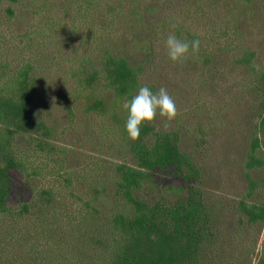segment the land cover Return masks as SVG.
<instances>
[{
    "label": "trees",
    "instance_id": "obj_1",
    "mask_svg": "<svg viewBox=\"0 0 264 264\" xmlns=\"http://www.w3.org/2000/svg\"><path fill=\"white\" fill-rule=\"evenodd\" d=\"M80 1L85 7L94 1L99 5V0ZM14 2L21 3L7 0L5 10L10 17L14 16ZM129 11L131 15L134 11L132 20L119 44L136 39L147 58L158 39L159 20L148 19L142 7L136 13L135 9ZM241 14L234 16L224 37L236 51L235 65L238 69L243 66L247 76L240 81L233 79L234 87L223 88L235 89L233 102L227 101L224 93H216L227 105L240 110L242 175L247 189L230 208L218 195L206 194L191 183L200 181L194 175L196 159L180 149L177 131L144 124L140 137L132 140L126 131L125 109L118 116L121 142L115 146L125 158L114 164L110 174L104 171L106 166L100 167L90 178L91 187L85 189L81 186L86 179L73 177L74 168L68 171L60 161L53 173V167L49 168L53 176L57 175L56 182L38 186L36 178L45 171L35 158H48L55 151L52 140L58 136L56 119L47 122L41 115L38 76L30 72L32 67L7 73L0 57V264H236L232 247L239 232L244 226L264 224V200L252 197L258 185L254 173L264 168V66L258 62L255 49L242 52L244 32L237 25ZM115 41L118 45L117 38ZM213 56L212 51L207 54L211 62ZM141 70V64L132 62L123 48L105 53L100 68L85 76L87 89L98 90L100 98L87 101L84 109L115 111L138 94ZM216 72L220 73L207 66V87L211 91ZM100 79L104 86L96 89L94 83ZM214 88L212 95L219 91ZM22 135L29 137L24 146L17 140ZM167 178L185 181L187 193L175 200L143 195L144 183L156 184ZM74 182L81 203L69 209L62 202L61 191L73 193ZM255 257V264H264V243Z\"/></svg>",
    "mask_w": 264,
    "mask_h": 264
},
{
    "label": "rangeland",
    "instance_id": "obj_2",
    "mask_svg": "<svg viewBox=\"0 0 264 264\" xmlns=\"http://www.w3.org/2000/svg\"><path fill=\"white\" fill-rule=\"evenodd\" d=\"M20 1L12 3L14 16L10 17L5 10L7 0H0V57L7 73L18 72L28 65L32 67L30 72L38 76L37 101L41 115L47 122L50 118L56 119L58 136L52 140L55 151L48 158L41 155L35 158L45 171L36 178L38 186L48 187L56 182L57 175L52 173L61 161L68 171L74 168L73 177L86 179L81 187L88 189L94 172L106 166L103 170L110 174L114 164L125 158L115 150L121 142L118 116L124 110L123 105L116 112L109 108L90 112L84 109L87 101L100 98L98 90L87 89L85 76L100 68L105 53L120 52L123 48L132 62L142 66L138 73L141 86L147 85L152 91L155 88L153 92L163 86L174 97L180 115L169 127L157 116L154 125L177 131L180 149L194 155V175L200 181L191 183L206 194L218 195L227 201L229 208L245 195L243 147L238 129L240 110L230 103L227 105L222 95L216 93H224L227 101L233 102L235 89L223 88H232L233 79L240 81L247 76L243 66L238 69L235 65L236 51L224 37L236 14L242 13L237 21L244 32L242 52L255 49L258 62L264 66V0H141L140 6L138 0H99V5L94 1L90 7H85L80 0ZM150 2L153 4L149 6ZM140 7L143 13L146 9L148 19L159 20L158 39L147 58H144L145 48L136 39L119 44L132 20L134 11L131 15L129 10L135 9L136 13ZM169 34L188 41L195 36L201 41L199 53L184 64H174L165 47ZM116 38L118 45H114ZM211 51L212 62L207 57ZM255 59L254 56L253 63ZM207 66L220 72L213 74L212 91L207 87ZM103 86L101 79L94 83L96 89ZM214 87L219 91L212 95ZM17 140L24 146L29 137L22 135ZM254 177L258 185L252 197L264 200V168L256 171ZM74 185L73 193L61 191L62 202L69 209L81 203L77 198V182ZM187 190L188 184L179 178H167L156 184L146 182L142 187L148 199L162 196L175 200ZM231 218L229 228L233 223ZM263 243L264 224L244 226L232 247L236 264H255V254Z\"/></svg>",
    "mask_w": 264,
    "mask_h": 264
},
{
    "label": "clouds",
    "instance_id": "obj_3",
    "mask_svg": "<svg viewBox=\"0 0 264 264\" xmlns=\"http://www.w3.org/2000/svg\"><path fill=\"white\" fill-rule=\"evenodd\" d=\"M175 27V25H173ZM167 55L174 64H184L190 57L196 56L201 47V41L181 40L174 34H169L165 40ZM127 110L126 131L132 140L140 137L141 127L144 124H155L157 116L165 121L169 127L179 115L175 99L166 87H160L153 92L147 85L139 88L138 94L123 104Z\"/></svg>",
    "mask_w": 264,
    "mask_h": 264
}]
</instances>
